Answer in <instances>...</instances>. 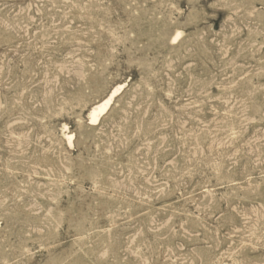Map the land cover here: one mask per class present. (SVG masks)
<instances>
[{"label":"rangeland","instance_id":"rangeland-1","mask_svg":"<svg viewBox=\"0 0 264 264\" xmlns=\"http://www.w3.org/2000/svg\"><path fill=\"white\" fill-rule=\"evenodd\" d=\"M0 264H264V0H0Z\"/></svg>","mask_w":264,"mask_h":264},{"label":"bare ground","instance_id":"bare-ground-1","mask_svg":"<svg viewBox=\"0 0 264 264\" xmlns=\"http://www.w3.org/2000/svg\"><path fill=\"white\" fill-rule=\"evenodd\" d=\"M120 88H121L120 85L117 87H114L113 90L110 92V94L106 98L94 104L90 108L88 112V118H89L90 123H93V124L97 123L101 119V117L108 111V109L110 108L112 104L113 98L115 97L116 93L119 91ZM73 135L74 134L68 135V139L70 143H72Z\"/></svg>","mask_w":264,"mask_h":264}]
</instances>
